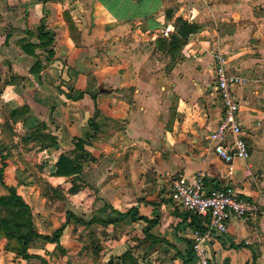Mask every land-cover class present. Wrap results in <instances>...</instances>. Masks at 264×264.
Returning a JSON list of instances; mask_svg holds the SVG:
<instances>
[{
    "label": "crops",
    "instance_id": "obj_1",
    "mask_svg": "<svg viewBox=\"0 0 264 264\" xmlns=\"http://www.w3.org/2000/svg\"><path fill=\"white\" fill-rule=\"evenodd\" d=\"M177 16L200 28L171 56L157 39L174 31ZM40 24L54 35L50 56L39 48L37 57L27 54L17 42L36 40ZM217 51L243 79L233 90L249 156L230 164L208 138L222 112ZM69 89L85 93L70 99ZM40 122L57 147L19 142ZM86 134H94L84 144L93 159L70 192L71 178L53 175L54 164ZM1 155L3 182L29 205L40 234L63 224L66 210L84 219L125 214L116 224H66L63 253L36 241L28 252L47 264H107L128 249L139 264H201L191 214L170 198L173 179L192 181L199 171L207 188L259 205L205 241L206 264H264V0H0V165ZM45 184L57 189L54 198ZM89 231L96 253L84 247ZM5 243L0 238V264H27Z\"/></svg>",
    "mask_w": 264,
    "mask_h": 264
},
{
    "label": "trees",
    "instance_id": "obj_2",
    "mask_svg": "<svg viewBox=\"0 0 264 264\" xmlns=\"http://www.w3.org/2000/svg\"><path fill=\"white\" fill-rule=\"evenodd\" d=\"M172 14L173 10L167 9L165 11L166 19L171 18ZM64 15H67V13H64ZM173 25L174 31L169 34L168 37H159L157 39L158 45L164 47L171 56L176 55L188 36L197 32L200 28V25L197 23L189 22L180 16L174 18ZM35 38L36 40L34 41L20 39L17 42L25 53L35 57H37L34 52L36 48L45 50L48 56L53 54L54 35L48 30H45L42 24L37 27ZM39 69V61L34 62L30 68L31 72H37ZM84 93V90L69 89L66 91L65 95L70 99H79ZM90 93L92 92L90 91ZM92 136H94V134H86V140L80 137L76 138L72 149L61 152L54 164L55 170L52 173L53 175L71 178L72 186L69 188L70 192H74L77 188L75 181L81 179L83 163L93 159L90 152L84 148V144L89 141L88 139ZM31 141H33L39 149L49 147L55 148L58 146L57 136L52 134L43 122L38 123L35 127L27 129L20 134L19 142L24 146H27ZM4 159L5 156L1 155L0 184L4 186L7 193L0 195V238L6 240L5 249L14 252L17 256L24 259L27 264H47V261L43 257L28 252V249L34 245L36 241L55 243L57 250L63 253V249L59 246V237L63 228L70 222L75 224L80 223L90 227L93 223L101 225H107L109 223L116 224L125 217V214L114 212L112 209L113 215L106 213L103 216L93 215L84 219L77 216L72 211L66 210L63 224L57 227L51 235L40 234L36 232L33 227L29 205L16 193L14 187L7 186L3 182L2 172L5 166ZM46 189L52 191L53 196L50 198H54V195L56 196V188H52L48 184H45L43 191H46ZM189 212L191 214V224L193 228L195 230H202L204 228L203 221L205 219L192 211ZM84 247L87 250L91 249L94 253L100 249L98 240L94 237L92 231L88 232V244ZM188 260L189 259H186L185 262ZM107 264H139V262L133 257L131 250L128 249L121 255H118L116 261H114V257H110Z\"/></svg>",
    "mask_w": 264,
    "mask_h": 264
},
{
    "label": "built area",
    "instance_id": "obj_3",
    "mask_svg": "<svg viewBox=\"0 0 264 264\" xmlns=\"http://www.w3.org/2000/svg\"><path fill=\"white\" fill-rule=\"evenodd\" d=\"M226 54L217 51L212 66L214 86L221 107V117L208 138L213 152L230 164L235 160H245L249 156L248 146L239 121V103L234 95V87L243 81L242 77L229 73L226 69ZM170 198L184 210L192 211L206 221L204 228L194 232L192 249L201 264L207 263L204 243L213 235H224L228 231L231 218L243 217L259 211L255 200L241 197L228 188H207L205 174L196 173L192 181L173 179L170 184Z\"/></svg>",
    "mask_w": 264,
    "mask_h": 264
}]
</instances>
